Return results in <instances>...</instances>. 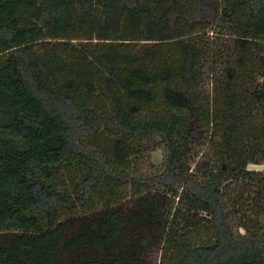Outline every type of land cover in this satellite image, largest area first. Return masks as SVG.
<instances>
[{"label":"trees","instance_id":"trees-1","mask_svg":"<svg viewBox=\"0 0 264 264\" xmlns=\"http://www.w3.org/2000/svg\"><path fill=\"white\" fill-rule=\"evenodd\" d=\"M250 166L264 0H0V264H264Z\"/></svg>","mask_w":264,"mask_h":264},{"label":"rangeland","instance_id":"rangeland-1","mask_svg":"<svg viewBox=\"0 0 264 264\" xmlns=\"http://www.w3.org/2000/svg\"><path fill=\"white\" fill-rule=\"evenodd\" d=\"M154 156V162L155 163H160L161 162V153H156L153 155ZM251 170H256V171H262L264 168L260 166H250Z\"/></svg>","mask_w":264,"mask_h":264}]
</instances>
